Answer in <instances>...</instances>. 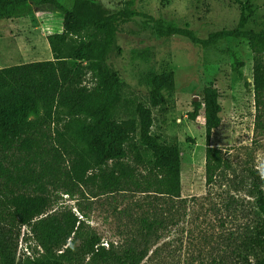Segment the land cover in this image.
<instances>
[{"label":"rangeland","instance_id":"1","mask_svg":"<svg viewBox=\"0 0 264 264\" xmlns=\"http://www.w3.org/2000/svg\"><path fill=\"white\" fill-rule=\"evenodd\" d=\"M58 1L71 9L75 0ZM127 1L90 2L97 17L115 16L114 43L106 60L124 85L117 113L121 118H133L136 105H148L151 93L162 96L161 105L152 111L150 132L159 143L180 152V199L142 192L143 181L162 174L154 170L151 153L140 145L136 133L125 145L126 157L103 167L106 172L121 167L131 171L132 179L121 189L102 193L95 181L76 183L60 176L57 182L45 185L48 205L43 215L30 225L20 226L9 219L2 223L1 229L11 239L9 251L15 264L55 259L63 264H119L123 257L130 260L134 248L138 257L146 252L139 264L253 262L254 253L247 252L239 237L253 218L247 170L262 179L264 189V104L256 107L253 91V71L264 66V53L252 51L242 38L229 37L203 47L168 31L187 29L201 40L234 29L264 33V0H135L129 7ZM124 8L148 18L124 17L119 14ZM62 24L60 13L32 6L20 16L0 21V68L52 60L46 36L61 33ZM237 62L243 63L239 73L233 69ZM81 84L97 95L89 63H84ZM206 87L218 91L221 106V124L213 130L210 146L219 149L229 165V176L208 186L202 95ZM193 102L203 105L194 121L188 117ZM8 116L10 122L40 120L42 111L14 108ZM52 129L44 128L47 132ZM19 144L11 146L0 136V165L26 177L30 172L17 152ZM65 164L62 160V169ZM155 214L161 225L145 236V222L157 217ZM49 217L64 224L76 220L67 244L51 254L38 243L32 227L40 218ZM91 239L102 246L101 257L83 256ZM69 243L73 253L66 257L62 254Z\"/></svg>","mask_w":264,"mask_h":264},{"label":"trees","instance_id":"2","mask_svg":"<svg viewBox=\"0 0 264 264\" xmlns=\"http://www.w3.org/2000/svg\"><path fill=\"white\" fill-rule=\"evenodd\" d=\"M91 0H75L71 9L58 0H0V21L20 16L32 6L34 9H52L63 16L61 33L46 36L52 60L35 61L0 68V136L11 146L17 147L24 165L29 168L26 177H18L12 170L0 165V259L1 264H15L9 251L11 239L1 229L2 223L17 221L20 226L30 225L44 214L48 199L44 196L45 185L60 179L76 183L92 180L102 193L119 190L132 179V173L124 168L104 171V164L126 157L125 145L138 133L140 145L145 147L153 160V168L162 174L142 183V192L180 199V152L177 147L163 145L151 135L153 109L161 105L159 93H151L148 105L137 104L133 118H121L117 105L122 98L123 83L116 72L107 64L106 56L114 43L115 16L97 17L91 9ZM128 0L126 6H133ZM125 6V7H126ZM127 18L143 17L146 14L123 9L120 13ZM158 31V30H157ZM171 35H179L194 44L209 47L225 38H242L254 52L264 53V33L234 29L220 31L206 40L198 39L187 29H171ZM84 63H89L95 75L98 92L96 96L81 84ZM243 63L233 67L235 73ZM253 91L256 107L264 104V66L253 71ZM204 103V176L208 186L215 179L229 176L228 162L221 151L210 146L213 130L221 124L218 102L219 93L214 88H203ZM193 111L188 115L194 121L202 103L193 102ZM40 109L42 116L33 121H8L12 109ZM53 128L51 132L45 127ZM62 160L66 161L63 167ZM35 170V171H34ZM94 172V173H92ZM248 193L253 200L250 215L251 225L244 227L240 239L247 252L254 253L253 262L264 264V189L263 181L251 170H247ZM20 178H23L20 179ZM144 184V185H143ZM238 184V183H236ZM248 214V215H249ZM145 222L144 234L152 235L161 225L158 214ZM34 235L42 248L51 254L67 244L76 228V220L64 224L56 218H40L32 225ZM72 243L65 248L63 256L73 253ZM102 246L97 239L86 243L84 255L101 257ZM137 248L132 249L130 260L119 264H139L146 255ZM33 264H63L59 260Z\"/></svg>","mask_w":264,"mask_h":264}]
</instances>
